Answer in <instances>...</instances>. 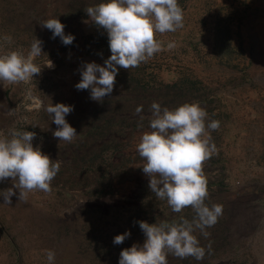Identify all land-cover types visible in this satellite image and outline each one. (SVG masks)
Masks as SVG:
<instances>
[{"label":"rangeland","instance_id":"1","mask_svg":"<svg viewBox=\"0 0 264 264\" xmlns=\"http://www.w3.org/2000/svg\"><path fill=\"white\" fill-rule=\"evenodd\" d=\"M102 0H0V55H27L32 41H43L44 55L34 63L41 74L30 82H0V136L11 130L36 133L33 147L60 162L51 192L34 191L27 201L0 197V264H118L122 249L142 244L137 221L192 220L185 208L173 213L148 188L144 161L136 151L141 133L151 131L153 101L174 109L198 102L211 120L218 149L204 163L209 196L205 203L223 206L217 223L193 232L204 258L167 255L168 264H264V0H177L183 28L156 33L162 50L128 70L118 68L110 96L90 99L77 90L79 68L103 66L110 56L107 34L84 11ZM58 18L71 45L39 23ZM11 36V42L4 37ZM174 43L173 48H168ZM50 59L55 67L46 66ZM73 106L65 119L76 129L71 143L59 141L56 125L40 106ZM143 112L136 114L137 106ZM0 182V190L11 187ZM130 232L116 245V235Z\"/></svg>","mask_w":264,"mask_h":264},{"label":"clouds","instance_id":"2","mask_svg":"<svg viewBox=\"0 0 264 264\" xmlns=\"http://www.w3.org/2000/svg\"><path fill=\"white\" fill-rule=\"evenodd\" d=\"M88 20L107 34L110 56L103 66L86 62L78 69L80 80L74 85L77 90H90V99L102 102L110 96L116 83L118 68L128 70L147 62L162 50V43L155 34L175 32L183 28V10L177 0H102L84 10ZM52 32L51 38L59 37L63 45H71L74 36L65 34L58 18H49L39 23ZM11 42V36H5ZM43 41H32L27 55L9 51L0 55V82L19 84L30 82L41 74L42 68L34 63L44 55ZM173 48L174 43H169ZM47 68L54 63L48 59ZM40 106L57 126L52 132L59 141L71 143L77 135L65 117L73 111V106L50 103ZM143 112V106L135 109ZM207 111L198 102L184 103L174 109L161 107L153 101L150 115H140L148 119L151 131L141 133L136 143V151L144 163L139 168L148 177V188L156 198L166 201L173 213H181L191 208L195 215L192 220L181 216L171 223L161 221L148 223L137 221L144 234L142 244L133 243L119 253L118 264H168L167 255L184 259L193 257L197 261L204 258L205 249L193 232L199 229L205 236L206 228L214 226L223 214V206L209 207L208 180L203 171L204 163L217 154L216 145L211 142L210 131L218 130L220 122L205 123ZM10 138L0 136V182L11 179L12 186L0 190L5 205H11V197L27 201L29 193L51 192V182L60 169V162L51 160L39 147H33L36 133L11 130ZM130 236V232L116 235L113 243L119 245ZM48 264H54L55 253L46 250Z\"/></svg>","mask_w":264,"mask_h":264}]
</instances>
